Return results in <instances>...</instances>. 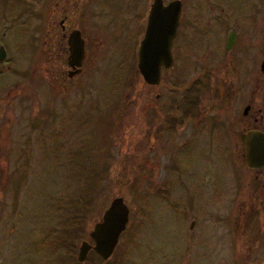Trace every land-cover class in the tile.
<instances>
[{"label": "rangeland", "instance_id": "rangeland-1", "mask_svg": "<svg viewBox=\"0 0 264 264\" xmlns=\"http://www.w3.org/2000/svg\"><path fill=\"white\" fill-rule=\"evenodd\" d=\"M57 1L16 0L13 29L0 24V264L263 263L264 241L239 230L238 195L219 212L195 211L193 230V217L172 206L175 71L162 69L152 88L136 71L142 33L134 26L148 0L66 2L92 49L90 70L70 81L43 44L49 21L60 19ZM237 171L238 188L228 189L244 194L247 174ZM117 195L129 221L112 254L102 260L90 250L79 262V242L92 243L93 224ZM256 212L252 230L264 227Z\"/></svg>", "mask_w": 264, "mask_h": 264}, {"label": "flooded vegetation", "instance_id": "flooded-vegetation-1", "mask_svg": "<svg viewBox=\"0 0 264 264\" xmlns=\"http://www.w3.org/2000/svg\"><path fill=\"white\" fill-rule=\"evenodd\" d=\"M14 1L0 0V24L9 29H13V18L17 17L12 11ZM59 1L54 11L60 19L49 21L43 44L50 66L60 73L61 80L70 81L90 70L92 49L83 27L69 18V0ZM153 1L141 5L136 15L134 29L142 33L139 44ZM161 1L167 5L172 0ZM179 1L172 40V200L183 203L172 206L193 217L189 222L193 230L195 211L211 206L219 212L225 201L238 195V203L243 206L239 230L249 231L256 244L259 239L264 241V227L252 230L256 220L251 215L253 211H257L256 217L264 215V165H247L242 134L249 130L264 134V0ZM75 29L83 39L79 66H72L69 58L68 36ZM4 52L5 58V48ZM132 54L133 49L130 58ZM137 54L138 47L136 58ZM136 69L152 88L137 63ZM184 75L189 77L182 81ZM239 168L247 174L244 194L228 189L234 183L238 188L235 180ZM247 222L249 230L245 228ZM199 234L205 243L203 226Z\"/></svg>", "mask_w": 264, "mask_h": 264}, {"label": "water", "instance_id": "water-1", "mask_svg": "<svg viewBox=\"0 0 264 264\" xmlns=\"http://www.w3.org/2000/svg\"><path fill=\"white\" fill-rule=\"evenodd\" d=\"M179 2L172 0L163 5L161 0H154L151 4L137 54V67L145 82L150 85H157L160 82L161 67L168 68L172 64V40L178 23ZM68 44L70 64L79 66L83 56V39L78 30L70 32ZM4 55V47L0 45V60ZM242 141L247 165H264V134L249 130L242 134ZM128 221L129 208L123 196H114L88 234L92 243L85 239L79 242L77 260L84 261L90 250L102 260H106L112 254Z\"/></svg>", "mask_w": 264, "mask_h": 264}, {"label": "trees", "instance_id": "trees-1", "mask_svg": "<svg viewBox=\"0 0 264 264\" xmlns=\"http://www.w3.org/2000/svg\"><path fill=\"white\" fill-rule=\"evenodd\" d=\"M74 230V232L76 233V234H78L79 233V228L78 227H76L75 229H73ZM92 252V254H94V255H96L93 251H91ZM96 257H98V255H96ZM99 258V257H98Z\"/></svg>", "mask_w": 264, "mask_h": 264}]
</instances>
